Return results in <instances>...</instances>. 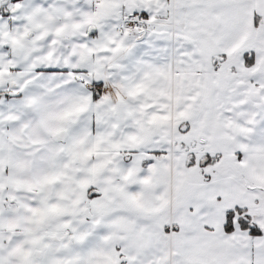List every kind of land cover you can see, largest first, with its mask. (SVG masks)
<instances>
[{"label": "snow or ice", "instance_id": "obj_1", "mask_svg": "<svg viewBox=\"0 0 264 264\" xmlns=\"http://www.w3.org/2000/svg\"><path fill=\"white\" fill-rule=\"evenodd\" d=\"M0 264H264V0H0Z\"/></svg>", "mask_w": 264, "mask_h": 264}]
</instances>
